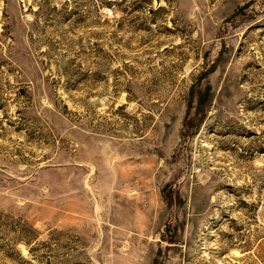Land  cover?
I'll return each instance as SVG.
<instances>
[{
    "label": "rangeland",
    "instance_id": "obj_1",
    "mask_svg": "<svg viewBox=\"0 0 264 264\" xmlns=\"http://www.w3.org/2000/svg\"><path fill=\"white\" fill-rule=\"evenodd\" d=\"M0 264H264V0H0Z\"/></svg>",
    "mask_w": 264,
    "mask_h": 264
}]
</instances>
